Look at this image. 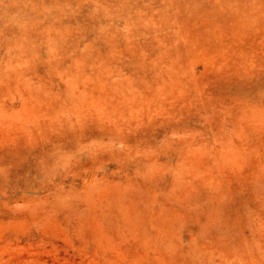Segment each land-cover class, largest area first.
I'll use <instances>...</instances> for the list:
<instances>
[{
    "label": "rangeland",
    "instance_id": "1",
    "mask_svg": "<svg viewBox=\"0 0 264 264\" xmlns=\"http://www.w3.org/2000/svg\"><path fill=\"white\" fill-rule=\"evenodd\" d=\"M0 264H264V0H0Z\"/></svg>",
    "mask_w": 264,
    "mask_h": 264
}]
</instances>
